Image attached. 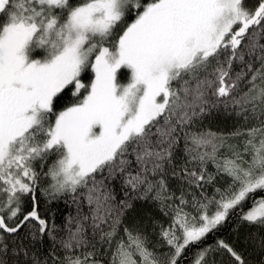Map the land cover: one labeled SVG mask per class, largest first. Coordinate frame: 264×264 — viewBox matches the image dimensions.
<instances>
[{
    "label": "snow or ice",
    "instance_id": "obj_1",
    "mask_svg": "<svg viewBox=\"0 0 264 264\" xmlns=\"http://www.w3.org/2000/svg\"><path fill=\"white\" fill-rule=\"evenodd\" d=\"M0 264H264V0H0Z\"/></svg>",
    "mask_w": 264,
    "mask_h": 264
},
{
    "label": "trees",
    "instance_id": "obj_2",
    "mask_svg": "<svg viewBox=\"0 0 264 264\" xmlns=\"http://www.w3.org/2000/svg\"><path fill=\"white\" fill-rule=\"evenodd\" d=\"M213 127H214V130L219 129V130H222V131H225V132L231 131L232 130V122L231 121H224L223 118H220L218 121H216L214 123ZM231 227L232 226L230 225L228 227V229L222 231L219 235L221 237H223V238H227L228 234H229V232L231 230ZM241 239H242V237H241ZM208 242L211 243L212 242L211 239H209ZM241 247H243V245H241Z\"/></svg>",
    "mask_w": 264,
    "mask_h": 264
}]
</instances>
